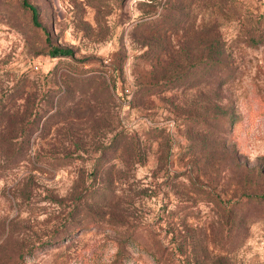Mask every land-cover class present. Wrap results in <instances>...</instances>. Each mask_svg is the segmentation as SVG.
Wrapping results in <instances>:
<instances>
[{
    "label": "rangeland",
    "instance_id": "1",
    "mask_svg": "<svg viewBox=\"0 0 264 264\" xmlns=\"http://www.w3.org/2000/svg\"><path fill=\"white\" fill-rule=\"evenodd\" d=\"M28 1L0 0V264H264V0Z\"/></svg>",
    "mask_w": 264,
    "mask_h": 264
},
{
    "label": "trees",
    "instance_id": "2",
    "mask_svg": "<svg viewBox=\"0 0 264 264\" xmlns=\"http://www.w3.org/2000/svg\"><path fill=\"white\" fill-rule=\"evenodd\" d=\"M23 5L25 8L29 9L32 12L34 23L39 24L37 21L38 13L36 7H34L28 0H23ZM51 53L54 56H59V55L70 56L73 54V51L69 49L62 50L57 47H54ZM122 255H125L124 252H122Z\"/></svg>",
    "mask_w": 264,
    "mask_h": 264
}]
</instances>
